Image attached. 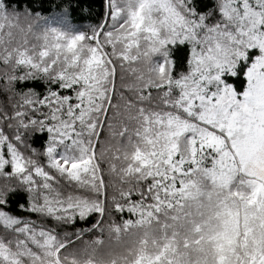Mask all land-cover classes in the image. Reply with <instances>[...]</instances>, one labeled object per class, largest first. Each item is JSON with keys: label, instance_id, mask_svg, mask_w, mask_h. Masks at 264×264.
I'll use <instances>...</instances> for the list:
<instances>
[{"label": "snow or ice", "instance_id": "snow-or-ice-1", "mask_svg": "<svg viewBox=\"0 0 264 264\" xmlns=\"http://www.w3.org/2000/svg\"><path fill=\"white\" fill-rule=\"evenodd\" d=\"M0 264H264V0H0Z\"/></svg>", "mask_w": 264, "mask_h": 264}]
</instances>
